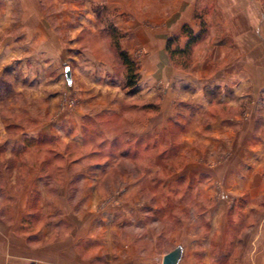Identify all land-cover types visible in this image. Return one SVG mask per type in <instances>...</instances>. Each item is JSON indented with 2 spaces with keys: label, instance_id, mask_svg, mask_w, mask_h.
Listing matches in <instances>:
<instances>
[{
  "label": "crops",
  "instance_id": "0c3cea01",
  "mask_svg": "<svg viewBox=\"0 0 264 264\" xmlns=\"http://www.w3.org/2000/svg\"><path fill=\"white\" fill-rule=\"evenodd\" d=\"M23 4L19 0H11L5 10L0 8V92L10 91L13 94L16 91L18 95L23 89L35 91L43 97L45 106L42 105L43 115L33 117L29 113L31 123L36 125L34 128H23L14 119L3 121L7 128L18 129L19 133L6 137L0 151L5 148L4 153L8 151L11 156H19L21 152L29 153L33 147L44 146L51 158L45 166L50 175L47 177V174L39 172L28 185L25 183L23 195L30 196L27 208L26 205L20 207L19 195L13 194L11 184L14 182H10L9 188L5 187L7 199L0 205V264H117L118 259L113 254L127 246L125 243L122 246L116 239L109 242L107 238L111 236L114 222L122 220L123 212L110 207L84 211L83 207L79 210L78 205L71 212L60 201L65 198L70 203L78 194L76 188L79 183H83V187L87 185L83 193L79 192L80 199L90 194L94 197V193L99 197L104 178L115 170L117 159L122 157L131 161V144L146 141L149 132L157 141L163 132L184 134L194 140L198 137L206 141L203 148L205 157L225 153L224 162L217 169L208 170L203 178L208 183L217 182L223 189L224 193L216 199V203L228 205L227 221L234 214L235 218H239L240 210L244 216L255 210L239 208L240 204L248 201L243 197L245 194L251 199L264 200V131L259 125L261 122L264 124V120L252 111L247 116L242 112L234 115H213L209 112L214 106L243 107L247 102L253 109L256 105L264 107V100L256 99L261 94L258 92L260 81L254 73L244 71V53L239 52L235 57L237 62L230 68L227 65L214 68L216 62L213 60L220 59L215 57L210 72L203 76H191L190 79L178 73L167 75L166 62H158L160 52H151L136 65L138 78L133 86L123 82L101 84L94 77L89 89L76 88L77 92L83 93L79 96L77 107L57 114L59 94L52 90L51 75L54 73V61L64 56V44L62 40H55L42 25L40 30H35L37 19L34 8ZM17 7L28 8L27 19L14 18L13 12ZM186 25L185 21L181 24L182 32ZM181 37L187 43L185 34ZM120 47L132 62L136 61L126 44L121 43ZM21 73L30 76L34 82L19 87L22 84L17 81V74ZM159 78L182 90L181 96L172 89L164 94L157 86ZM186 80L191 82L190 88ZM185 94L190 98L193 96V101H188ZM1 96L0 105H3L5 101ZM133 114L137 116L135 120H132ZM197 148L193 142L188 154L192 155ZM69 156L73 157L71 162H57ZM17 166L25 167L20 163ZM173 168L177 167H171L170 171ZM30 170L37 171L34 165L29 167ZM161 170L164 171L163 164L159 167L147 165L142 177L128 181L129 187L139 181L142 191L146 179L152 186H164L160 180ZM52 173H60V178ZM152 173L154 175H150ZM209 175L217 179H210ZM88 184L91 190L87 189ZM114 184L112 182L109 186L115 187ZM37 186L38 189L35 188ZM41 186L43 189H40ZM72 188L75 190L73 194ZM128 192L125 190V194ZM35 193L40 195L39 200L31 199ZM89 200L87 198L86 201L91 204ZM227 235V243L224 248L221 247L220 257L213 264H264V219L248 247L240 246L238 239L230 243L231 238Z\"/></svg>",
  "mask_w": 264,
  "mask_h": 264
},
{
  "label": "rangeland",
  "instance_id": "374dc122",
  "mask_svg": "<svg viewBox=\"0 0 264 264\" xmlns=\"http://www.w3.org/2000/svg\"><path fill=\"white\" fill-rule=\"evenodd\" d=\"M19 2L34 8L37 19L35 30H40L42 25L44 30L51 32L55 40H62L64 44V56L61 60H55L52 65L54 69L51 75L52 90L59 94L57 114L74 110L79 96L83 94L77 92L76 88L89 89L94 77L99 79L101 84L128 83L125 78L126 65L119 56L117 42L120 46L121 43L126 44L132 51V56L136 60L133 62L135 70L138 69L136 65L143 62L144 56L159 51L158 62H166V74L178 73L185 78L203 76L207 71L210 72L213 61L216 62L214 68L219 66L217 68L219 69L221 65L230 68L237 62L235 57L242 52L245 73H254L260 81L258 92L261 94L256 99L264 100L262 86L264 0H19ZM10 3L11 0H0V8L5 10L6 5ZM27 9L15 8L14 18L27 19L29 13ZM184 21L195 33L202 31L203 35L189 53H173L175 49L184 48L186 45V40L181 37L184 32L180 28ZM215 57L220 59L213 60ZM66 67L71 69L73 75L72 89H69L67 84ZM17 81L22 84L19 87L34 82L24 73L17 74ZM186 82L190 88L191 82L189 80ZM157 86L164 94L172 89L181 96L182 90L173 84L170 85L163 78L157 81ZM0 94L5 101L0 105L1 147L6 137L19 133L18 129L7 128L3 121L14 119L23 128H34L36 125L31 123L29 113H32L33 117L43 115L44 104L43 97L31 90L23 89L18 95L16 91L13 94L10 91H1ZM184 97H187L188 101H193V96L190 98L185 94ZM250 111L264 120V107L259 108L256 105L253 109L250 102L244 103L243 107L221 105L209 109L213 115L217 113L234 115L236 112H242L247 116ZM136 117L133 114L132 120ZM259 125L260 130L264 131V124L261 122ZM197 138L194 140L184 134L171 135V132H163L157 141L149 132L146 141L131 144V161L122 157L117 159L114 164L115 170L104 178L99 197H96L95 193L94 197H91V194L87 197L91 204L87 203V198L80 199L82 191L87 187L86 184L83 187V183H79L76 188L78 194L72 197L70 203H67L68 199L65 198L60 202L71 212L75 211L76 205L79 210L83 207L84 211L110 207L114 211L121 210L119 213L123 212L122 220L114 222L110 229L111 236L107 238L109 242L116 239L122 246L123 243L127 246L122 251L113 252L114 257L118 259L117 264L141 262L163 264V257L178 246L183 249L180 264H213L215 259L220 257L219 250L227 243V233L231 238L230 243L233 244L238 239L240 246L245 248L250 245L252 237L264 219V214L261 213L264 212V200L251 199L245 194L243 197L248 201L240 204L239 208L248 207L249 210L250 208L255 210L253 212L251 210L247 216L240 210L239 218H235L234 214L230 217L232 219L227 221L228 205L216 203V199L223 195V189L217 182L208 183L203 178V174L209 173L208 170L217 169V166L224 162L225 153L223 152L221 156L205 157L203 148L206 141ZM193 142L198 148L191 155L188 154V149ZM55 146L58 147L57 144ZM43 147H33L29 153L21 152L19 156H11L8 151L4 153L6 150L2 148L0 205L7 199L5 187L9 188L10 182H14L11 184L12 192L19 195L20 207L26 205L27 208L26 202L30 196L23 195L25 183L28 185L39 172L47 174V177L50 175L45 166L49 164L51 158ZM72 159L73 157L69 156L57 162L65 164ZM105 159L102 161L105 162ZM19 163L25 167L17 166ZM161 164L164 165V171L161 170L159 174L162 176L160 180L164 186L159 184L152 186L150 180L144 179L142 191L139 181L137 186L129 187L128 181L142 177L147 165L159 167ZM31 165H34L37 171H29ZM140 166H143L141 170ZM171 167L177 168L170 171ZM59 174L52 173L56 178H60ZM192 175L197 178L193 179ZM209 178L212 177L209 175ZM112 182H115V187L109 186ZM88 185L87 189L91 190L90 184ZM35 188L38 189L39 186ZM73 190L72 188L71 194ZM125 190L129 191L128 194H125ZM31 199L39 200L40 195L32 194ZM75 209L79 212L77 207Z\"/></svg>",
  "mask_w": 264,
  "mask_h": 264
},
{
  "label": "trees",
  "instance_id": "16d2710c",
  "mask_svg": "<svg viewBox=\"0 0 264 264\" xmlns=\"http://www.w3.org/2000/svg\"><path fill=\"white\" fill-rule=\"evenodd\" d=\"M183 32L185 36L188 38V41L184 48H178L172 51L173 53L179 52V53H189L191 51V48L193 45H195L202 37V31L199 33H195L189 26L183 27ZM116 48L118 50L119 56L124 61L123 63L126 65L127 69V75L125 78H127V82L129 85L133 86L135 84V81L137 80V75L135 74V68L133 66V62L128 57L127 53L123 51L119 45V43H116ZM169 48V46H168Z\"/></svg>",
  "mask_w": 264,
  "mask_h": 264
},
{
  "label": "water",
  "instance_id": "95a60500",
  "mask_svg": "<svg viewBox=\"0 0 264 264\" xmlns=\"http://www.w3.org/2000/svg\"><path fill=\"white\" fill-rule=\"evenodd\" d=\"M66 80L69 89H72L73 86V79H72V73L71 69L69 67H66ZM183 254V249L181 246L176 247L174 250L168 252L164 257H163V264H179Z\"/></svg>",
  "mask_w": 264,
  "mask_h": 264
}]
</instances>
